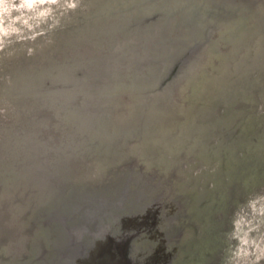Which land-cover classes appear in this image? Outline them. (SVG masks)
I'll list each match as a JSON object with an SVG mask.
<instances>
[{
    "label": "rangeland",
    "instance_id": "obj_1",
    "mask_svg": "<svg viewBox=\"0 0 264 264\" xmlns=\"http://www.w3.org/2000/svg\"><path fill=\"white\" fill-rule=\"evenodd\" d=\"M122 96L127 117L108 115L102 107ZM42 108L113 135L152 115L170 150L171 129L200 135L189 168L210 256L224 226L213 190L236 163L264 174V0H0V139L13 148ZM193 122L206 129L197 135ZM260 201L248 222L262 227Z\"/></svg>",
    "mask_w": 264,
    "mask_h": 264
},
{
    "label": "water",
    "instance_id": "obj_2",
    "mask_svg": "<svg viewBox=\"0 0 264 264\" xmlns=\"http://www.w3.org/2000/svg\"><path fill=\"white\" fill-rule=\"evenodd\" d=\"M123 101L102 108L127 117ZM41 110L13 148L0 139V264H264V226L248 222L262 205L264 174L240 173L242 163L210 195L224 226L219 251L204 255L205 205L189 166L206 125H190L193 140L171 129L170 150L152 115L135 120L134 134L113 135Z\"/></svg>",
    "mask_w": 264,
    "mask_h": 264
}]
</instances>
